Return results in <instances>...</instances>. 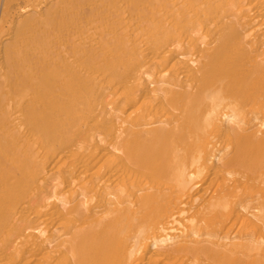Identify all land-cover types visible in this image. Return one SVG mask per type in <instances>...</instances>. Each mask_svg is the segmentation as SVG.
Segmentation results:
<instances>
[{"label": "bare ground", "instance_id": "6f19581e", "mask_svg": "<svg viewBox=\"0 0 264 264\" xmlns=\"http://www.w3.org/2000/svg\"><path fill=\"white\" fill-rule=\"evenodd\" d=\"M0 264H264V0H0Z\"/></svg>", "mask_w": 264, "mask_h": 264}]
</instances>
